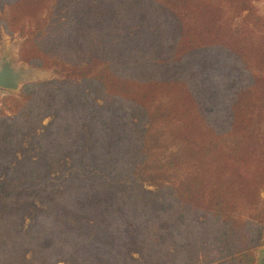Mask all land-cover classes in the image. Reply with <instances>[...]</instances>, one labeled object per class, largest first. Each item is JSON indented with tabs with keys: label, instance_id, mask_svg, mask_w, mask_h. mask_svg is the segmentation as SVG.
Here are the masks:
<instances>
[{
	"label": "trees",
	"instance_id": "1",
	"mask_svg": "<svg viewBox=\"0 0 264 264\" xmlns=\"http://www.w3.org/2000/svg\"><path fill=\"white\" fill-rule=\"evenodd\" d=\"M256 1L0 0V27L26 36L20 57L62 70L1 98L0 264H255ZM40 128L36 158L17 159Z\"/></svg>",
	"mask_w": 264,
	"mask_h": 264
},
{
	"label": "rangeland",
	"instance_id": "2",
	"mask_svg": "<svg viewBox=\"0 0 264 264\" xmlns=\"http://www.w3.org/2000/svg\"><path fill=\"white\" fill-rule=\"evenodd\" d=\"M255 5L258 7L259 12L264 14V0L256 1ZM3 12L4 11L0 9V14ZM25 37L26 36L24 35V33L15 32L13 34H9V33H6L2 29V27H0V60L3 58L9 57L11 58V62L16 69L22 68L25 70V72L27 73V78L22 83L23 85L25 83L33 82V81L61 78L62 70L60 68L34 66L24 61L20 57V49L25 40ZM18 92L19 91H8V90L0 88V93H4L3 96L16 95ZM97 101L102 104H107L102 99H97ZM49 120L50 119H46L44 121V124H47ZM41 131L42 129L40 128L26 136L25 141L23 143V147L16 155L17 159H20L26 153L36 158L37 147L35 143H33L32 141V136L34 133H40ZM6 171H7V168L2 169L0 171V177L4 176ZM53 174H57V173L54 172ZM44 208L45 206L40 203H34L27 208H21V211L23 213V227H27L28 224L32 221L34 215ZM6 209L7 208L5 207V205L2 202H0V212L5 211ZM262 253H264V238H263L262 244L255 250V256H256L255 264L259 263V258ZM26 259H27L26 264H42L38 259H35L31 253H28ZM59 264H62V263H59Z\"/></svg>",
	"mask_w": 264,
	"mask_h": 264
},
{
	"label": "water",
	"instance_id": "3",
	"mask_svg": "<svg viewBox=\"0 0 264 264\" xmlns=\"http://www.w3.org/2000/svg\"><path fill=\"white\" fill-rule=\"evenodd\" d=\"M26 78L25 70L16 69L11 58L6 57L0 60V88L8 91H20ZM258 264H264V253L260 255Z\"/></svg>",
	"mask_w": 264,
	"mask_h": 264
},
{
	"label": "crops",
	"instance_id": "4",
	"mask_svg": "<svg viewBox=\"0 0 264 264\" xmlns=\"http://www.w3.org/2000/svg\"><path fill=\"white\" fill-rule=\"evenodd\" d=\"M3 95L4 93H0V99L2 98ZM0 105H1V100H0Z\"/></svg>",
	"mask_w": 264,
	"mask_h": 264
}]
</instances>
